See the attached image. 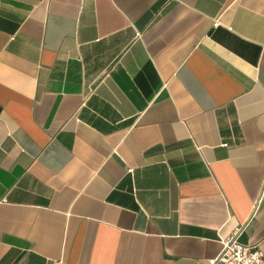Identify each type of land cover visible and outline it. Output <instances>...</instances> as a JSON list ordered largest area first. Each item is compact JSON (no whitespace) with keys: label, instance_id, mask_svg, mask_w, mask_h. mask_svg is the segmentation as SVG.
<instances>
[{"label":"crops","instance_id":"1","mask_svg":"<svg viewBox=\"0 0 264 264\" xmlns=\"http://www.w3.org/2000/svg\"><path fill=\"white\" fill-rule=\"evenodd\" d=\"M263 88L264 0H0V264L264 254Z\"/></svg>","mask_w":264,"mask_h":264},{"label":"built area","instance_id":"2","mask_svg":"<svg viewBox=\"0 0 264 264\" xmlns=\"http://www.w3.org/2000/svg\"><path fill=\"white\" fill-rule=\"evenodd\" d=\"M217 21L213 26H217ZM264 91V88H263ZM240 230L235 229L226 238H220L221 250L210 264H264V254L256 246L238 242Z\"/></svg>","mask_w":264,"mask_h":264}]
</instances>
